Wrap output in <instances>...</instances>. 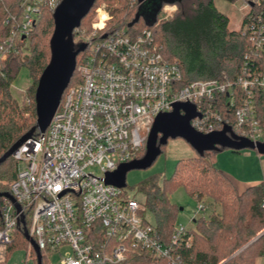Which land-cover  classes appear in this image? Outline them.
<instances>
[{"label": "built area", "instance_id": "built-area-1", "mask_svg": "<svg viewBox=\"0 0 264 264\" xmlns=\"http://www.w3.org/2000/svg\"><path fill=\"white\" fill-rule=\"evenodd\" d=\"M60 1L20 2L21 18L13 14L6 20L12 28L0 41V71L11 55L27 49L43 7L55 9ZM241 1L246 21L239 28L249 41L241 73L234 80L223 75L188 83L151 30L131 35L125 26L108 28V5L96 8L91 30L82 31L87 47L76 64L80 82L68 85L46 131L12 154L17 175L9 193L15 202L1 196L0 256L5 258L16 229L22 228L38 245L42 262L57 257L58 264H120L138 254L169 264H195L185 253L193 241L189 227L176 224L170 236H163L148 221L144 203L105 178L140 158L155 118L173 111L177 102L195 105L198 114L191 126L200 133L228 127L231 137L264 143L259 110L264 104L263 65L256 69L249 64L264 59V15L254 11L260 0ZM176 10L175 4L164 5L159 19L172 18ZM202 202L198 210L206 211ZM31 249L28 241L29 255Z\"/></svg>", "mask_w": 264, "mask_h": 264}, {"label": "trees", "instance_id": "trees-1", "mask_svg": "<svg viewBox=\"0 0 264 264\" xmlns=\"http://www.w3.org/2000/svg\"><path fill=\"white\" fill-rule=\"evenodd\" d=\"M21 1L0 0V41L11 31L12 23L6 22L9 16L14 14L21 18ZM103 1L112 3V7L108 5L111 15L108 28L125 26L131 35L144 29L151 30L156 41L162 45L165 57L177 61L181 66L184 83L198 79H222L223 75L234 80L241 73L246 61L245 54L249 49L248 37L240 28H229L228 15L217 7L214 0H161V9L155 21L148 20L139 10L138 4L131 6L127 0ZM226 1L234 3L237 0ZM97 4L98 0L91 8L92 11L97 8ZM166 4H175L177 10L172 18L160 20V13ZM91 10L83 18L81 25L91 15ZM254 11L264 15V0L254 6ZM53 12V8L43 7L28 36L30 44L26 50L29 51V56L24 58V50H21L20 53L11 55L2 65L0 157L36 124L35 91L40 75L50 60ZM245 21L246 17L242 23ZM86 24L88 27L90 25L91 30L92 22ZM76 33L77 31L74 33V40ZM82 55L84 52L77 55V64ZM262 63L263 60L256 59L249 64L257 69ZM22 66L28 68L32 78L25 91V97L29 99L27 103L17 100L10 90V85ZM79 82L80 78L74 72L70 84ZM237 91L240 92L238 89ZM261 96L264 98V92H261ZM259 110L264 117V104L259 105ZM205 155L206 152L181 159L173 173L164 177L162 184L155 178L144 181L141 190L145 194V215L149 210L160 233L165 237L170 236L177 224L179 206L171 200L169 194L182 186L197 201L208 198L219 208L208 217L201 216L193 220L194 226L190 228L193 241L185 251L186 256L192 257L195 264H255L257 257L264 256V208L261 206L264 182L249 185L240 191L234 186L233 180L208 161ZM16 175L17 162L10 156L0 164V193L10 192ZM1 203L2 197L0 207ZM24 244L28 245V240L22 228H17L14 240L7 246L5 259L0 264H5L8 254L14 248ZM30 256L37 264L33 249ZM120 264L169 263L165 259L152 260L130 254Z\"/></svg>", "mask_w": 264, "mask_h": 264}, {"label": "water", "instance_id": "water-1", "mask_svg": "<svg viewBox=\"0 0 264 264\" xmlns=\"http://www.w3.org/2000/svg\"><path fill=\"white\" fill-rule=\"evenodd\" d=\"M96 0H61L53 12L54 30L50 38V60L43 69L35 91L36 124L25 133L10 149L0 157V164L28 139L36 133H44L49 126L62 96L71 82L76 70L77 55L84 51L87 43H76L74 33L81 26L83 18L89 13ZM161 0L152 18L161 9ZM183 111V113H182ZM196 107L192 103L177 102L171 112L159 114L152 125L146 141V152L142 158L121 164L115 171L107 173L106 182L118 187L126 186V176L132 169H146L150 167L162 152V146L168 143L169 138L181 137L185 139L198 154L207 150L216 149L218 145L238 152L245 148L264 151V143H257L245 138L229 136L225 127L222 131L203 134L191 126V119L197 115ZM1 196L15 199L10 193H0ZM17 208L20 205L16 203ZM25 236L32 243L36 252L37 264H43L42 254L34 239L25 230Z\"/></svg>", "mask_w": 264, "mask_h": 264}, {"label": "rangeland", "instance_id": "rangeland-1", "mask_svg": "<svg viewBox=\"0 0 264 264\" xmlns=\"http://www.w3.org/2000/svg\"><path fill=\"white\" fill-rule=\"evenodd\" d=\"M214 1L217 7L228 15L229 28L232 30L239 29L244 14L240 9L242 1L237 0L234 3H230L226 0ZM103 2V0H98L97 7ZM104 3L112 7V3ZM158 5L159 0H138L139 10L150 19L152 18V14L157 10ZM95 16L96 9H93L91 15L83 22V25H81L79 31L76 33L75 41L77 43L82 42L80 41L83 37L82 31L90 30V25L88 27L86 22H93ZM29 44L30 42H27V45ZM28 56L29 51L24 49L23 57L27 58ZM262 65L264 72V59ZM31 82L32 78L28 68L22 66L10 85L11 93L22 103H27L29 101V99L25 97V91ZM145 152L146 148L142 150L139 157L142 158ZM197 154L196 150L185 139L181 137L169 138L168 143L163 146L161 154L150 167L128 171L126 186L123 187L124 195L139 202H144L145 194L141 190V185L144 181L155 178L159 184H162L164 177H169L173 173L176 164L181 159L189 158ZM205 158L228 175L233 180L234 186L237 189L242 187L246 188V186L250 184L264 181V151L245 148L235 152L230 148H223L221 145H218L216 149L207 150ZM93 170L99 174L98 168L95 167ZM169 195L171 200L179 206L176 223L189 228L194 226V219H198L201 216L208 217L213 212L219 210L208 198L201 200L207 207L206 211L198 210V201L189 196L182 186L170 192ZM146 217L148 221L154 223V217L149 210L146 212ZM1 250L3 251V248H1ZM0 259L4 260L5 258L1 255ZM44 262L45 264H58V259L57 257L52 258V260L50 258H45ZM5 264H35V261L33 257L28 254V245L24 244L14 248L8 254ZM255 264H264V256L257 257Z\"/></svg>", "mask_w": 264, "mask_h": 264}, {"label": "crops", "instance_id": "crops-1", "mask_svg": "<svg viewBox=\"0 0 264 264\" xmlns=\"http://www.w3.org/2000/svg\"><path fill=\"white\" fill-rule=\"evenodd\" d=\"M262 182H264V181H262ZM262 182H260V183H262ZM255 184H259V183H255ZM250 185H254V184H250ZM249 186V185H248ZM247 187V186H246ZM245 187H242V188H240V189H238V190H242V189H244Z\"/></svg>", "mask_w": 264, "mask_h": 264}]
</instances>
